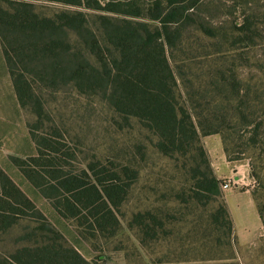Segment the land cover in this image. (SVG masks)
I'll list each match as a JSON object with an SVG mask.
<instances>
[{"label":"trees","instance_id":"trees-1","mask_svg":"<svg viewBox=\"0 0 264 264\" xmlns=\"http://www.w3.org/2000/svg\"><path fill=\"white\" fill-rule=\"evenodd\" d=\"M47 1L96 9L90 0ZM109 5L99 16L78 9L47 14L31 1L0 0V43L25 117L32 106L39 109L38 118L44 110L27 75V64L36 69L37 80L46 87L70 86L77 93L98 97L112 110L118 128L138 125L156 138L153 146L159 155L174 164L182 158L183 173L192 172L194 197L217 202V212L232 232L221 179L214 173L202 137L221 134L225 141L224 132L230 129L254 123L251 129L257 136L264 128L255 116L259 103L245 99L248 95L239 78L242 65L233 61L229 66L225 56L252 48L257 29L235 24L227 30L205 18L199 22L194 19L198 16L195 0H155L146 14L127 12L130 3ZM220 37L230 42L227 48L219 43ZM185 48L190 53L178 63L176 53ZM200 57L202 61L196 62ZM186 69L198 73L188 78ZM26 123L36 154L10 155V161L98 251L100 237L110 239L121 232V207L146 166L95 155L80 167L68 137L57 126L47 131L40 118L37 122L26 119ZM135 217L144 233L146 214L139 212ZM19 228L18 247L0 264H94L0 166V235Z\"/></svg>","mask_w":264,"mask_h":264},{"label":"rangeland","instance_id":"rangeland-1","mask_svg":"<svg viewBox=\"0 0 264 264\" xmlns=\"http://www.w3.org/2000/svg\"><path fill=\"white\" fill-rule=\"evenodd\" d=\"M26 1L33 2L39 11L47 14L78 9L99 16L105 14L103 9L108 4L123 3H130L125 7L127 12L146 14L155 0H90V5L96 9L47 0ZM163 12L164 15L166 11ZM195 12L198 16L194 19L199 22H203V18L209 19L212 24L227 30L235 24H250L257 29V41L252 48L238 49L225 56L229 57V66L233 61L242 65L239 78L243 82V93L248 95L245 99L259 103L255 116L258 122L264 123V0H195ZM186 14L188 11L180 13L179 18ZM135 19L143 20L142 17ZM218 41L225 44L224 48L230 45L223 37ZM215 42L213 39V49ZM186 49L176 53L178 63L184 62L190 53ZM201 61V57L196 60ZM198 65L204 66L202 63ZM25 68L43 104L44 110L39 117L42 127L51 131L55 125L68 137L71 148L81 161L80 167L95 155L118 162L131 159L135 164L146 166L121 207V232L110 239L100 237L98 251H94L46 200L38 205L87 260H93L94 264H259L258 260L262 258L264 264V248L259 245L242 248L234 228L230 232L224 216L217 212V202L194 197L192 172L183 173L182 158L174 164L159 155L153 146L156 138L138 125L118 128L120 126L113 122L112 110L98 97L77 93L70 86L53 90L37 80L33 66L25 64ZM186 72L188 78L198 73L196 69H186ZM35 112L39 109L32 106L25 118L37 122L39 118ZM252 127L254 123L244 129L237 127L224 132L225 141L221 134H213L203 136L202 142L214 173L221 179L224 203L226 189L223 186L229 181L232 190L249 191L264 223V128L255 136ZM223 164L225 169L220 170L218 166ZM183 189L185 194L181 193ZM249 198L241 199V204L255 215L256 209ZM139 212L146 214L148 228L144 233L135 217ZM21 231L19 228L9 235H0V260L18 247L17 237Z\"/></svg>","mask_w":264,"mask_h":264},{"label":"crops","instance_id":"crops-1","mask_svg":"<svg viewBox=\"0 0 264 264\" xmlns=\"http://www.w3.org/2000/svg\"><path fill=\"white\" fill-rule=\"evenodd\" d=\"M35 154L36 147L27 128L25 114L19 104L0 43V166L37 205L41 206L46 199L27 181L9 159L10 155L31 156ZM218 167L220 170L225 169L224 164ZM246 196L250 197L249 202L256 209L255 215L241 204L240 200H245ZM225 198L239 245L242 248L253 245H259L261 249L264 248V223L249 191L239 192L228 188L225 192ZM230 200L233 201L232 204ZM260 241L261 244H259ZM261 259L258 260L259 264H262Z\"/></svg>","mask_w":264,"mask_h":264},{"label":"built area","instance_id":"built-area-1","mask_svg":"<svg viewBox=\"0 0 264 264\" xmlns=\"http://www.w3.org/2000/svg\"><path fill=\"white\" fill-rule=\"evenodd\" d=\"M225 189H228V188H230L231 187V185H230V182L228 181V182H226L225 184H224V186H223Z\"/></svg>","mask_w":264,"mask_h":264}]
</instances>
